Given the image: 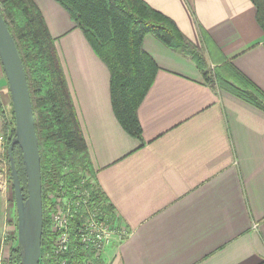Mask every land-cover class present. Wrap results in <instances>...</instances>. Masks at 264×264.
Returning a JSON list of instances; mask_svg holds the SVG:
<instances>
[{"label": "crops", "instance_id": "crops-1", "mask_svg": "<svg viewBox=\"0 0 264 264\" xmlns=\"http://www.w3.org/2000/svg\"><path fill=\"white\" fill-rule=\"evenodd\" d=\"M33 1L114 229L125 232L112 237L100 263L264 264V33L250 0H143L176 24L210 69L235 71L263 99L256 106L209 86L191 60L146 36L142 49L158 71L137 110L141 141L116 120L109 71L80 29L53 0ZM4 92L0 65L1 99ZM12 216L0 197V264L9 256L3 238L16 235Z\"/></svg>", "mask_w": 264, "mask_h": 264}, {"label": "trees", "instance_id": "trees-1", "mask_svg": "<svg viewBox=\"0 0 264 264\" xmlns=\"http://www.w3.org/2000/svg\"><path fill=\"white\" fill-rule=\"evenodd\" d=\"M53 1L68 14L95 55L106 65L112 111L130 137L141 141L137 110L158 71L154 60L142 49L146 36L154 37L168 49L191 60L209 86L224 88L248 103L261 106L263 98L250 82L233 70L228 69L229 77L221 69H210L176 24L143 0ZM250 2L256 10V22L264 33V0ZM0 14L14 40L29 88L42 184L43 229L39 264H52L47 254L54 243L49 227V213L55 206L53 198H69L75 193L80 197L87 196V209L104 215L111 225L115 220L114 209L97 184L54 40L39 7L33 0H0ZM221 68L229 67L224 64ZM0 118L10 175L7 147L15 133L14 116L11 102L7 113L1 98ZM12 156L22 194L26 196V178L17 145ZM85 210L79 207L76 211L81 215ZM76 221L72 219L71 225ZM9 243L8 264H19L15 236H10ZM68 257L72 264H81L92 255L82 245L74 244Z\"/></svg>", "mask_w": 264, "mask_h": 264}, {"label": "water", "instance_id": "water-1", "mask_svg": "<svg viewBox=\"0 0 264 264\" xmlns=\"http://www.w3.org/2000/svg\"><path fill=\"white\" fill-rule=\"evenodd\" d=\"M0 65L14 116L15 133L7 147L16 212V247L19 264H39L43 229L40 155L26 75L14 40L0 14ZM21 151L26 196L15 169L12 151Z\"/></svg>", "mask_w": 264, "mask_h": 264}, {"label": "built area", "instance_id": "built-area-1", "mask_svg": "<svg viewBox=\"0 0 264 264\" xmlns=\"http://www.w3.org/2000/svg\"><path fill=\"white\" fill-rule=\"evenodd\" d=\"M2 149L3 140L0 138V153ZM4 191L5 184L0 171V194L2 195ZM53 199L55 206L49 213V227L54 235V243L50 253L47 254L52 264H72L68 254L74 244L82 245L92 255L81 264H101V256L110 239L115 236L120 240L125 236V232L116 231L114 226L106 221L104 215H98L97 212L87 209V196L80 197L75 193L73 197ZM79 207L86 209L81 215L76 211ZM72 219L77 221L71 225ZM3 242H7L6 237L3 238Z\"/></svg>", "mask_w": 264, "mask_h": 264}, {"label": "rangeland", "instance_id": "rangeland-1", "mask_svg": "<svg viewBox=\"0 0 264 264\" xmlns=\"http://www.w3.org/2000/svg\"><path fill=\"white\" fill-rule=\"evenodd\" d=\"M2 101L4 102L5 110L8 113L10 110V99H9V95L7 93L3 94ZM1 126H2V119L0 118V138H2ZM0 171L2 172V178H3L4 184H5V191L2 195L0 194V197L2 198L4 204L6 205V210L13 209V216H12L11 225L13 226L12 230L13 231L15 230V232H16V212H15V206H14L13 189H12V185L10 184V175L8 172L7 160L5 159L4 142H3L2 152L0 153ZM8 213H9V211H8ZM6 231L10 232L11 230L9 228H7ZM13 231H12V233H13ZM15 238H16V235H15ZM6 243H7L6 247H8L7 250L9 251V247H10L9 239H7ZM109 243H110V241L106 244V246ZM8 258H9V256H8Z\"/></svg>", "mask_w": 264, "mask_h": 264}]
</instances>
